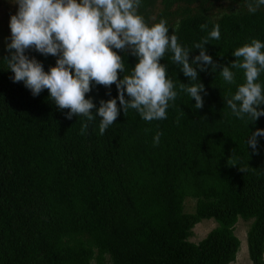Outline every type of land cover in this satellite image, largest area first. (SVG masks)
Masks as SVG:
<instances>
[{"label":"trees","instance_id":"1","mask_svg":"<svg viewBox=\"0 0 264 264\" xmlns=\"http://www.w3.org/2000/svg\"><path fill=\"white\" fill-rule=\"evenodd\" d=\"M249 4L143 0L140 12L149 23L166 19L170 34L188 46L218 23L221 39L205 48L218 66H226L236 59V48L254 38L264 41V7L252 13ZM116 51L130 72L137 58ZM26 54L45 71L56 64L57 57L34 49ZM198 54L193 49L189 58ZM9 56L3 47L0 264H232L240 252L241 219L249 227L250 262L264 264V137L258 152L246 145L248 135L264 129V117L247 127L231 113L227 100L236 85L223 81L219 67L197 69L207 93L201 94L203 108L196 109L195 100L182 93L166 120L146 122L135 110L126 115L121 110L101 135L99 117L69 120V110L58 109L47 89L33 96L23 82H13L3 62ZM161 63L177 85L189 83L170 53ZM236 79L243 83V73ZM117 95L115 84L96 85L86 98L99 107ZM157 131L162 136L154 147ZM204 220L216 225L193 242Z\"/></svg>","mask_w":264,"mask_h":264},{"label":"clouds","instance_id":"2","mask_svg":"<svg viewBox=\"0 0 264 264\" xmlns=\"http://www.w3.org/2000/svg\"><path fill=\"white\" fill-rule=\"evenodd\" d=\"M18 5L10 18V43L6 42L7 69L14 75L13 82H23L33 96L45 89L58 109H68L67 119L84 117L87 121L100 118L99 133L103 135L123 110H135L146 122L168 118L171 103L183 93L195 100V108L204 106L198 71H216L228 85H236V91L227 100V107L248 127L264 117V41L251 39L236 48V58L230 65L218 66L205 45L221 39V28L215 24L200 42L191 46L180 42L166 19L149 23L141 14L143 0H11ZM264 7V0H250L249 11L255 13ZM201 30L208 25L202 24ZM57 57L54 67L44 70L42 62L29 57L27 51ZM193 49L199 54L190 59ZM129 52L137 63L129 72L125 60L118 51ZM166 53L171 62L178 65L189 83L178 85L168 74V65L162 64ZM118 70L123 73L118 78ZM243 73V83L237 84V73ZM115 84L118 95L99 107L86 94L96 85L110 88ZM108 95H111L109 92ZM127 96V98H126ZM119 101V107H118ZM95 110V111H93ZM88 124L82 125V134ZM162 133L157 131L153 146L160 145ZM264 129L257 128L247 136L246 145L258 152Z\"/></svg>","mask_w":264,"mask_h":264},{"label":"rangeland","instance_id":"3","mask_svg":"<svg viewBox=\"0 0 264 264\" xmlns=\"http://www.w3.org/2000/svg\"><path fill=\"white\" fill-rule=\"evenodd\" d=\"M17 10L18 5L12 3L11 0H0V51L6 46V42L8 43L10 41V18L12 15L16 14ZM190 205H192V203ZM189 210H191V208ZM241 220H239L236 229V235L241 242L240 252L238 253L237 262L232 264H252L248 258L247 251V232L249 227L248 223ZM215 225V222L211 220H204L196 227L194 236L191 237L190 240L193 242L199 241L204 234L208 233Z\"/></svg>","mask_w":264,"mask_h":264}]
</instances>
